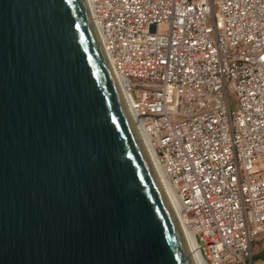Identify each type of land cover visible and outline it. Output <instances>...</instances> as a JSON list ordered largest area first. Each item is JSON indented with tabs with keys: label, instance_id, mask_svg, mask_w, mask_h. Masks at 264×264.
I'll return each instance as SVG.
<instances>
[{
	"label": "water",
	"instance_id": "95a60500",
	"mask_svg": "<svg viewBox=\"0 0 264 264\" xmlns=\"http://www.w3.org/2000/svg\"><path fill=\"white\" fill-rule=\"evenodd\" d=\"M0 264H196L87 0H0Z\"/></svg>",
	"mask_w": 264,
	"mask_h": 264
},
{
	"label": "built area",
	"instance_id": "2783aa9c",
	"mask_svg": "<svg viewBox=\"0 0 264 264\" xmlns=\"http://www.w3.org/2000/svg\"><path fill=\"white\" fill-rule=\"evenodd\" d=\"M87 2L203 262L261 264L264 0Z\"/></svg>",
	"mask_w": 264,
	"mask_h": 264
},
{
	"label": "bare ground",
	"instance_id": "6f19581e",
	"mask_svg": "<svg viewBox=\"0 0 264 264\" xmlns=\"http://www.w3.org/2000/svg\"><path fill=\"white\" fill-rule=\"evenodd\" d=\"M117 78H118V83H119L120 87L124 90V81L118 76H117ZM139 133H140V136H141L142 141L144 143V146L148 152V155H149V157H150V159L154 165V168H155V170H156V172H157V174H158V176H159V178H160V180L164 186V189L167 193V196L170 199L174 209L176 210L178 217H180V213L182 210L181 201L179 200L178 196L176 195L175 190L168 185L167 177L165 176L161 166L159 165V163L157 161V158H156L155 153H154V151H153V149L149 143V139H148L147 135L144 134V132L140 128H139ZM183 230H184V233L186 236L188 246L190 247V249L193 253L196 264H205L201 258V255L198 251V248L195 244L194 235L191 232L186 231L184 227H183Z\"/></svg>",
	"mask_w": 264,
	"mask_h": 264
},
{
	"label": "crops",
	"instance_id": "0c3cea01",
	"mask_svg": "<svg viewBox=\"0 0 264 264\" xmlns=\"http://www.w3.org/2000/svg\"><path fill=\"white\" fill-rule=\"evenodd\" d=\"M255 259L258 260L261 264H264V252L261 251L260 245H256L255 249Z\"/></svg>",
	"mask_w": 264,
	"mask_h": 264
},
{
	"label": "rangeland",
	"instance_id": "374dc122",
	"mask_svg": "<svg viewBox=\"0 0 264 264\" xmlns=\"http://www.w3.org/2000/svg\"><path fill=\"white\" fill-rule=\"evenodd\" d=\"M234 103H236V102H234Z\"/></svg>",
	"mask_w": 264,
	"mask_h": 264
}]
</instances>
